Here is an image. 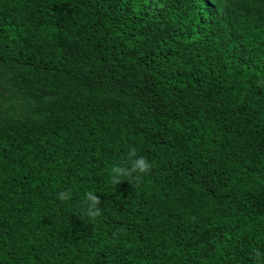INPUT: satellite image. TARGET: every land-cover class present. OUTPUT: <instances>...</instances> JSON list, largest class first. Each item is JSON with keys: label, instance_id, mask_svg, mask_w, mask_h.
<instances>
[{"label": "trees", "instance_id": "1", "mask_svg": "<svg viewBox=\"0 0 264 264\" xmlns=\"http://www.w3.org/2000/svg\"><path fill=\"white\" fill-rule=\"evenodd\" d=\"M0 264H264V0H0Z\"/></svg>", "mask_w": 264, "mask_h": 264}, {"label": "clouds", "instance_id": "2", "mask_svg": "<svg viewBox=\"0 0 264 264\" xmlns=\"http://www.w3.org/2000/svg\"><path fill=\"white\" fill-rule=\"evenodd\" d=\"M134 156V154H130V157ZM130 169L124 168L120 166H114L112 168V173L114 174V179L118 178L121 175H127L129 171H135L139 173H146L150 168L149 162L144 157H134L130 161ZM68 194L66 192L59 193L60 199L67 198ZM99 202V198L94 195L91 191L85 193V204H86V212L89 216H97L100 213V209L97 206Z\"/></svg>", "mask_w": 264, "mask_h": 264}]
</instances>
